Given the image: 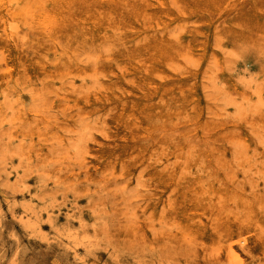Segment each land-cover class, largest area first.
<instances>
[{
  "label": "rangeland",
  "instance_id": "1",
  "mask_svg": "<svg viewBox=\"0 0 264 264\" xmlns=\"http://www.w3.org/2000/svg\"><path fill=\"white\" fill-rule=\"evenodd\" d=\"M0 96V264H264V0H0Z\"/></svg>",
  "mask_w": 264,
  "mask_h": 264
},
{
  "label": "bare ground",
  "instance_id": "2",
  "mask_svg": "<svg viewBox=\"0 0 264 264\" xmlns=\"http://www.w3.org/2000/svg\"><path fill=\"white\" fill-rule=\"evenodd\" d=\"M45 18V17H44ZM33 21V20H32ZM18 22V21H17ZM174 29V28H173ZM162 30V29H161ZM175 31V30H174ZM168 32V31H167ZM178 37V36H177ZM85 48V47H84ZM108 51V50H107ZM73 57V56H72ZM80 61V60H79ZM185 61V60H184ZM76 63V62H75ZM81 64V63H79ZM82 66V65H81ZM206 70V69H205ZM208 72V71H207ZM85 79V78H84ZM112 82V81H111ZM197 82V81H196ZM77 83V82H76ZM129 83V82H128ZM27 94V93H26ZM3 95V94H2ZM74 96V95H73ZM1 97V96H0ZM4 97V96H3ZM71 102V101H70ZM25 104V103H24ZM209 104V103H208ZM43 108V107H42ZM225 113V112H224ZM226 114V113H225ZM30 115V114H29ZM97 116V115H96ZM225 118V117H224ZM25 119V118H24ZM9 124V123H8ZM27 139V138H26ZM18 141V140H17ZM229 155V154H228ZM247 176V175H246ZM184 205V204H183Z\"/></svg>",
  "mask_w": 264,
  "mask_h": 264
}]
</instances>
